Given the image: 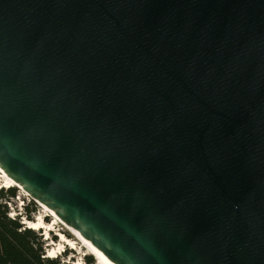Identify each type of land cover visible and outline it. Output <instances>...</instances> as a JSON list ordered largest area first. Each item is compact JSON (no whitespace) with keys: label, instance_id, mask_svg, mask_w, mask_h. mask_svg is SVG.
Here are the masks:
<instances>
[{"label":"water","instance_id":"95a60500","mask_svg":"<svg viewBox=\"0 0 264 264\" xmlns=\"http://www.w3.org/2000/svg\"><path fill=\"white\" fill-rule=\"evenodd\" d=\"M0 170L108 264H264V0H0Z\"/></svg>","mask_w":264,"mask_h":264},{"label":"trees","instance_id":"16d2710c","mask_svg":"<svg viewBox=\"0 0 264 264\" xmlns=\"http://www.w3.org/2000/svg\"><path fill=\"white\" fill-rule=\"evenodd\" d=\"M16 194L15 187L0 189V264H61L58 259L45 256L42 236L24 227L20 216L9 217L8 206ZM31 212L26 206L23 218L28 220ZM86 263L94 264L95 259L93 263L92 258L87 257Z\"/></svg>","mask_w":264,"mask_h":264},{"label":"bare ground","instance_id":"6f19581e","mask_svg":"<svg viewBox=\"0 0 264 264\" xmlns=\"http://www.w3.org/2000/svg\"><path fill=\"white\" fill-rule=\"evenodd\" d=\"M0 176L1 178L4 179V188H9V187H13L16 185L9 180L4 174L3 172L0 170ZM24 193V192H23ZM25 194V193H24ZM39 206V205H38ZM41 211L39 213V215L37 216V218L32 221H25L23 222L24 225H26V227L28 229H31L33 231H38V230H44L45 231V235L47 236L48 233L53 232L54 227L59 224L60 226L63 227V230L66 231L68 234H70L76 241H78L80 243V245L84 248L87 249L88 254L91 255L94 259H95V263L94 264H108L99 254H97L93 249H91L86 243L83 242V240L67 225H65L59 218H57L53 213H51L49 210L39 206ZM45 218H51V223L50 224H44V219ZM59 241L57 245L54 244H50V249L48 250V258H54L57 255L60 254V252L62 251V248L64 246H68L70 247L72 250L76 249L75 247V243L73 241L68 240L67 238H65V236H63L62 234H59ZM60 256V255H59Z\"/></svg>","mask_w":264,"mask_h":264},{"label":"rangeland","instance_id":"374dc122","mask_svg":"<svg viewBox=\"0 0 264 264\" xmlns=\"http://www.w3.org/2000/svg\"><path fill=\"white\" fill-rule=\"evenodd\" d=\"M4 185V179L3 178H1V176H0V189L1 188H3L2 186ZM13 187H15V186H13ZM7 188V187H6ZM8 189V188H7ZM17 189V188H16ZM21 192L22 191H20L19 189H17V194H16V197L10 202V205L8 206V211H9V214L8 215H11V216H14V217H17L18 216V214L16 213V210H15V208L16 207H18V203L20 202V201H24V198L22 197V194H21ZM23 193V192H22ZM24 194V193H23ZM25 195V194H24ZM25 205H26V203H25ZM28 207L30 208V210L32 211L30 214H29V219L27 220V219H24L25 221H29V222H32V221H34L36 218H37V216L39 215V213H40V211H41V209H40V207L37 205V204H35L32 200H31V202L28 204ZM23 209V212H24V207L22 208ZM15 211V212H14ZM23 217H24V215H22L21 217H20V221H22L23 222ZM51 218H45L44 219V224H50L51 223V220H50ZM24 221V222H25ZM38 236H42V238H46L47 236L45 235V231L44 230H38V231H34ZM52 234H55V235H57L58 236V239H56L55 240V243H54V245H57V244H59L58 242H57V240L59 241V237H60V235L59 234H62L63 236H65V238H67L68 240H70V241H73L74 243H75V247H76V249H74V250H72L70 247H68V246H64L63 248H62V251H65L66 252V255L71 251V253L72 252H76V253H78V255H74V253H72L73 254V256L75 257V261L76 260H78L77 262H79V258H81L80 259V261L82 262V264H87L86 263V258L87 257H91L92 258V260H93V263H94V259H93V257L91 256V255H89L88 254V251H87V249L86 248H84V247H82L81 245H80V243L78 242V241H76L70 234H68L66 231H64L63 230V227L62 226H60L59 224H57L55 227H54V229H53V232H51ZM52 234H50V233H48V238H50V239H53L54 238V235H52ZM48 242H49V240H48ZM45 244H44V254H45V256H46V254L48 255V250L50 249V243L49 244H47V242H44ZM68 249H70V251H68ZM61 253L62 252H60V256L59 255H57L56 257H54V258H50V259H58V261L61 263V264H68V263H70V262H68V260H67V258H65V256H63V255H61ZM47 257V256H46ZM48 258V257H47Z\"/></svg>","mask_w":264,"mask_h":264},{"label":"clouds","instance_id":"9594fccd","mask_svg":"<svg viewBox=\"0 0 264 264\" xmlns=\"http://www.w3.org/2000/svg\"><path fill=\"white\" fill-rule=\"evenodd\" d=\"M15 210H16V213L18 214V216H22V213H23V210H21L20 209V207L18 206V207H16L15 208ZM15 212V211H14ZM24 219V218H23ZM50 234H52V233H50ZM52 235H54V238H56V239H58V236L57 235H55V234H52ZM54 238L53 239H50V238H48V235H47V237L46 238H43V241L44 242H47V244H54L55 243V240H54ZM48 240H49V242H48ZM57 242H58V240H57ZM68 251H70V249H68ZM72 253H74V255H78V253H76V252H72ZM71 253V251L66 255V252L65 251H63L62 253H61V255H63V256H65V258H67V260H68V262H70V263H68V264H75V263H78L77 261L78 260H74L75 259V257L73 256V254ZM80 259L81 258H79V263H81L82 264V262L80 261Z\"/></svg>","mask_w":264,"mask_h":264},{"label":"built area","instance_id":"2783aa9c","mask_svg":"<svg viewBox=\"0 0 264 264\" xmlns=\"http://www.w3.org/2000/svg\"><path fill=\"white\" fill-rule=\"evenodd\" d=\"M3 186H4V185H3ZM3 186H2V187H3ZM3 189H7V188H4V187H3ZM21 194H22V197L24 198V201H23V200L20 201V202L18 203V204H19L18 206L20 207L21 210H23L22 208H23V207L25 208L26 206H28V204L31 202V199H30L26 194L24 195L22 192H21ZM25 203H26V205H25ZM9 217H10L11 219H14V216L9 215ZM24 221H25V220L23 219V222H24ZM23 222H22V224H23ZM23 226L26 227V225H24V224H23ZM26 228H27V227H26ZM46 256H47V254H46Z\"/></svg>","mask_w":264,"mask_h":264}]
</instances>
